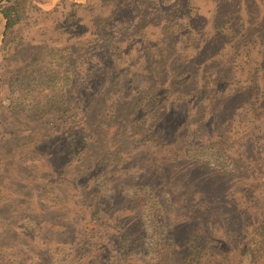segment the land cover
I'll return each instance as SVG.
<instances>
[{"label":"rangeland","instance_id":"374dc122","mask_svg":"<svg viewBox=\"0 0 264 264\" xmlns=\"http://www.w3.org/2000/svg\"><path fill=\"white\" fill-rule=\"evenodd\" d=\"M15 2L22 23L5 33L0 14V212L9 220L13 197L29 188L30 206L14 221L36 239L28 257L5 238L1 256L11 264H181L182 222L199 208L213 255L206 264H234L264 219V0H0V12ZM88 32L107 43L93 50ZM104 69L107 117L83 120L74 105L98 88ZM146 95L149 112L139 107ZM93 121L117 127L124 142L99 148L104 164L116 151L124 164H108L97 182L67 166L69 142ZM45 144H60L53 158ZM175 223L176 251L162 259L157 245ZM226 225L236 226L240 246Z\"/></svg>","mask_w":264,"mask_h":264},{"label":"trees","instance_id":"16d2710c","mask_svg":"<svg viewBox=\"0 0 264 264\" xmlns=\"http://www.w3.org/2000/svg\"><path fill=\"white\" fill-rule=\"evenodd\" d=\"M2 19L4 21V32L11 31L13 28H15L17 25L22 23L24 15L21 13V10L19 9V3L15 2L12 5H7L5 6L1 12H0ZM104 28V29H103ZM107 26L105 25H97L94 26L92 24L91 27L88 28V30L91 31V29H95L94 31L97 33H102L106 31ZM230 31L232 32V29L230 28ZM90 36H94V38L89 39V43L94 45L92 47L93 50H97L98 47L101 44V41H104V43H107L106 40H100L99 34H94V32H88ZM111 77V72L109 69H104L100 75L95 76V81L99 82L98 88H95L92 91H87V99H85L83 96H80L78 101L76 102L77 104L74 105V111H81V116L83 120L88 121L89 117L95 115V117L99 118V120L104 121L105 118L107 117L104 107L106 106V101H103L102 98L107 92V88L110 87L109 82ZM115 86V84L113 85ZM129 84L127 85H121L119 87V90L127 91L129 88ZM138 86L134 87V90L138 91ZM74 88L76 91H80L81 86L79 84H74ZM81 94V92H79ZM85 95V94H81ZM101 97V98H100ZM92 100L96 101L97 104L94 105L93 107L91 104L93 103ZM103 101V102H102ZM137 101V105H138ZM149 96H143L142 99L140 100V105L139 107H142L143 109H146L148 112L150 109H152V105L149 102ZM134 104L131 108H135ZM88 106V108H86ZM152 112V111H151ZM153 113V112H152ZM169 111H167L163 117L169 116ZM175 115H179V111L174 110ZM114 114L111 115V118H114ZM94 117V116H93ZM102 118V119H101ZM93 120V119H92ZM119 123L121 122L120 119H117ZM169 124V123H168ZM132 127V126H131ZM90 128H92L91 131H88L89 129L85 126H83L82 132L77 134V137L73 138L71 143L68 148V157L69 161L67 160L68 164L67 166H75L76 169L79 170L80 174H83L84 172H87L88 175L92 174L95 176V181H99L101 179H104L107 173V166L109 164V167L112 168L113 166L118 167L119 164H124L122 157H119V151H116L118 149H115L116 153L113 154L112 157L109 155V158L104 164V158H102L99 154L101 153L100 149L103 144H106V141H109V138H112L109 142L110 144H123L122 142L118 141L119 134L118 131H115L113 126H106L105 128H102V126L99 123H95L94 121L91 123ZM143 129L139 130V133L142 134V137L144 139L147 138L148 132L143 133ZM122 140L125 141V138ZM92 141V142H91ZM128 139L126 140V142ZM91 142V144H90ZM46 149L49 153H51V157L53 158L55 156L56 148L57 146H60V144H52L55 146V148L49 144H45ZM109 151H114L112 149H109ZM61 155V154H60ZM46 167L48 168V171L50 174L52 173H60L58 170H54L55 167H60V166H53L52 164L48 163L46 164ZM83 177L78 176V179H74V181H80ZM58 179H61V177H58L56 181H59ZM67 179V178H66ZM63 179V181H59L63 183V185L69 184V182ZM66 180V181H65ZM55 181V180H54ZM35 185H40V184H35ZM62 185H60L61 187ZM68 185H66L63 188H66ZM61 188L60 190H63ZM61 192L63 191H57L55 192L58 196H61ZM27 193H32V191L28 188L26 190V195L22 194H17V197H13V203L10 207V214L11 218L7 221L3 220L4 214L0 212V251H2L3 247L1 246V243L5 241V238H9L12 236V238L17 239L16 243L11 247L13 249L15 248H25V250H18L19 254L25 253L28 257L33 254V251L35 249L34 244H35V235L31 236L29 238V229L26 228L25 226H22V228L19 227L18 224L15 223L14 217L15 218H20L24 212H26V207L30 206V203L28 204L29 200V195ZM56 197V198H57ZM27 202V204H25ZM97 210H99V207H97ZM193 216L189 217L185 222H182L181 229H183V232L185 235V256L181 264H206L212 262V253L208 254V252H205V250L208 249L210 251V248H206V240L210 233L205 230V223H203V220L208 221L206 218H203L202 216L204 212L199 209V208H194L193 210ZM96 212L95 214H97ZM223 220L226 222L230 223V220L228 216L222 215L221 216ZM94 219L92 220V222ZM168 229L165 230V239H164V244L157 245L160 247V251H162V255L159 254L158 256H162L161 258L168 259L170 256L174 254L176 251V243H177V232L178 229V224H168ZM226 225L224 227V230L227 232L228 235L232 234V242H235L236 246H240L239 244V239L242 237L240 234L236 231V226L235 227H229ZM25 232V234H22L20 232ZM253 237L250 238L247 242L243 243L242 248L239 249L238 253V258L234 264H264V219L261 221L260 225L257 227V229L253 232ZM19 237V238H18ZM241 243V242H240ZM125 244V243H124ZM124 244L120 245L121 249V255H124V253H129L130 250H125L124 251ZM235 246V250H236ZM213 247V246H211ZM4 250V249H3ZM33 250V251H32ZM208 254V255H207ZM120 255V256H121ZM212 255V257H211ZM208 259L204 263H202L203 259ZM204 259V260H205ZM224 259H226L224 257ZM29 258H26L25 261H28ZM31 261V259L29 260ZM100 261L97 260L96 264H100ZM119 261H107L106 264H116ZM122 264H128V261H120ZM230 263V261H226V264ZM0 264H11L10 262L6 261L5 257H2L0 254ZM16 264V263H14ZM32 264H43L42 261H37L36 263Z\"/></svg>","mask_w":264,"mask_h":264}]
</instances>
